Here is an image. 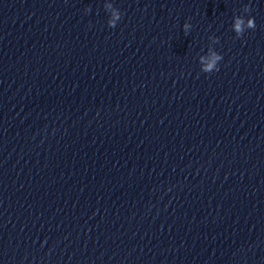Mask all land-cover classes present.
Wrapping results in <instances>:
<instances>
[{
	"label": "clouds",
	"instance_id": "1",
	"mask_svg": "<svg viewBox=\"0 0 264 264\" xmlns=\"http://www.w3.org/2000/svg\"><path fill=\"white\" fill-rule=\"evenodd\" d=\"M248 10H249V8H248ZM120 18L121 17H120L119 12H115L114 13V19H113V21H110V24H114L115 23V20H119ZM242 24H243V21L241 19L237 18L236 23L234 25V29H235V32L238 35H240L242 33V31H243ZM255 26L256 25H255L254 18L249 19V21H248V27L251 28V29H254ZM185 27L187 28V25H185ZM221 59H222V56L221 55H215L214 54L213 60L204 67V71L205 72H211L213 70V68L216 67V65H215L216 60H221ZM216 71H218V68H216Z\"/></svg>",
	"mask_w": 264,
	"mask_h": 264
}]
</instances>
